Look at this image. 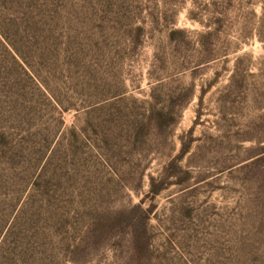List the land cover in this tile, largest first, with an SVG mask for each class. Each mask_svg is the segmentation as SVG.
Wrapping results in <instances>:
<instances>
[{
    "label": "rangeland",
    "instance_id": "1",
    "mask_svg": "<svg viewBox=\"0 0 264 264\" xmlns=\"http://www.w3.org/2000/svg\"><path fill=\"white\" fill-rule=\"evenodd\" d=\"M0 264H264V0H0Z\"/></svg>",
    "mask_w": 264,
    "mask_h": 264
},
{
    "label": "trees",
    "instance_id": "2",
    "mask_svg": "<svg viewBox=\"0 0 264 264\" xmlns=\"http://www.w3.org/2000/svg\"><path fill=\"white\" fill-rule=\"evenodd\" d=\"M176 35H177V32L176 31H173L172 33H171V37L172 38H174V37H176ZM211 35H212V33L211 32H208V33H203V34H201V40H200V44H202L203 46H205V48H207L208 47V37H211ZM156 193V192H155Z\"/></svg>",
    "mask_w": 264,
    "mask_h": 264
}]
</instances>
